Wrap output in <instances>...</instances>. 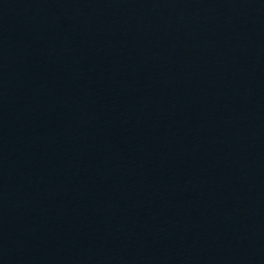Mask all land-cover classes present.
Masks as SVG:
<instances>
[{"label":"water","instance_id":"1","mask_svg":"<svg viewBox=\"0 0 264 264\" xmlns=\"http://www.w3.org/2000/svg\"><path fill=\"white\" fill-rule=\"evenodd\" d=\"M0 264H264V0H0Z\"/></svg>","mask_w":264,"mask_h":264}]
</instances>
